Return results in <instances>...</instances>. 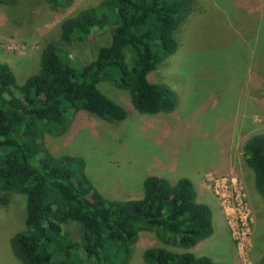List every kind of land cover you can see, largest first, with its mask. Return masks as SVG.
I'll return each mask as SVG.
<instances>
[{
  "label": "rangeland",
  "instance_id": "374dc122",
  "mask_svg": "<svg viewBox=\"0 0 264 264\" xmlns=\"http://www.w3.org/2000/svg\"><path fill=\"white\" fill-rule=\"evenodd\" d=\"M101 1L0 2V61L23 83L39 70L49 42L65 46L73 59H93L110 42L112 28L69 44L61 40L60 27L66 17ZM194 7L176 31V52L149 74L175 97L172 111L141 113L127 90L107 80L100 88L127 109L124 120L82 110L63 132H46L44 142L55 155L83 157L89 177L108 198L141 197L149 175L172 183L190 179L198 200L213 209L214 232L189 250L223 264H261L264 198L243 146L264 133V0H194ZM25 205L19 192L0 205V264H23L11 239L26 228ZM65 230L83 242L81 223L69 222ZM164 245L156 231L142 230L129 264H147L144 251Z\"/></svg>",
  "mask_w": 264,
  "mask_h": 264
},
{
  "label": "trees",
  "instance_id": "16d2710c",
  "mask_svg": "<svg viewBox=\"0 0 264 264\" xmlns=\"http://www.w3.org/2000/svg\"><path fill=\"white\" fill-rule=\"evenodd\" d=\"M9 1L15 0H0ZM194 10V0H102L60 27L69 44L112 28L110 42L93 59H73L65 46L49 42L39 70L23 83L0 61V205L11 192L26 197V228L11 239L23 264H129L142 230L156 231L165 242L144 251L147 264H223L189 250L214 232L213 209L198 200L190 179L172 183L149 175L141 197L108 198L89 177L83 157L55 155L44 142L46 132H63L82 110L124 120L127 109L100 88L107 80L127 90L141 113L172 111L175 97L149 74L176 52V31ZM243 150L264 198V133L249 137ZM69 222L82 224L83 242L65 230Z\"/></svg>",
  "mask_w": 264,
  "mask_h": 264
}]
</instances>
